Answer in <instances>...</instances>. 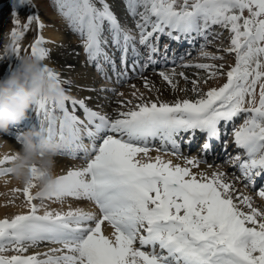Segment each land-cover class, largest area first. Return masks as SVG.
I'll return each instance as SVG.
<instances>
[{"label":"snow or ice","instance_id":"1","mask_svg":"<svg viewBox=\"0 0 264 264\" xmlns=\"http://www.w3.org/2000/svg\"><path fill=\"white\" fill-rule=\"evenodd\" d=\"M12 4L13 16L18 17L30 0H12ZM56 4L81 37L89 63L106 78L110 79L101 59L116 71L106 50L110 43L120 52L123 65L130 48L139 55L137 43L148 49L147 62L154 63L161 36L177 43L202 39L201 58L223 60L205 50L217 26L230 33L224 51L235 54V64L226 73L224 64H184L205 70L208 79L226 75L227 81L196 100L168 103L157 97L135 106L119 101V107L128 110H117L113 119L88 107L86 99L91 97L76 99L68 94L65 86L71 82L42 63L49 51L38 35L31 54L41 61L61 95L41 96L34 102L37 119L30 128L58 139L64 145L60 156L76 158L82 153L86 165L59 175L51 195L33 194L35 185L23 187L28 210L0 219V264H264V212L253 207L252 197L239 192L228 173H194L192 168L206 162L197 157H185L182 166L149 155L159 141L157 151L180 157L183 145H190L197 132L205 136L201 150L207 153L211 141L220 140L222 127L225 133L231 128L242 155L229 159L239 169L244 186L255 188L256 178L264 176V0H125L138 41L121 26L107 0H56ZM34 19L39 28L44 27L33 15L27 16L23 30L18 18L13 21L17 27L11 32L12 44L0 62L22 55L17 41ZM215 35L218 38L220 33ZM164 49L167 52L169 46ZM159 75L175 88L174 71ZM179 75L188 79L182 72ZM144 80L145 88L155 87ZM191 83L192 91H199V81ZM239 119L242 123L237 126ZM22 136L17 134L16 141ZM223 149L227 153V141ZM13 158H0V166L10 165ZM6 174H12V168L0 167V175ZM257 194L264 198V187ZM66 198L93 202L99 215L71 206L68 211L50 210L44 203L63 204ZM37 199L40 204L33 202ZM106 223L113 229L110 236L102 230ZM42 245L55 247L26 254ZM9 251L15 254L4 255Z\"/></svg>","mask_w":264,"mask_h":264},{"label":"rangeland","instance_id":"2","mask_svg":"<svg viewBox=\"0 0 264 264\" xmlns=\"http://www.w3.org/2000/svg\"><path fill=\"white\" fill-rule=\"evenodd\" d=\"M107 2L109 3L112 10L117 9L120 12L122 11L123 13H127L125 10L126 9L125 0H107ZM14 6L15 5L12 4V0H0V56H5L6 55L5 49L8 48L12 44L11 32H12L14 27H17L13 23V21L17 18L20 21V25H19L20 30H23V25L28 22L27 21L28 15L38 16L39 22L44 25L43 28H39L37 21L34 19L32 21V23L29 25L28 30L24 34V36H26V37L23 36V38L20 37L18 39L17 42L20 46L22 55L31 54V46L35 42V39L38 35L42 36L44 41H45V43L43 44V47H45L48 50H53V48L55 49V47H56V43H55V41H53V38H50L48 36V34H51L52 32L57 33V32H63V31L65 33H67V32L69 33L72 30L69 26L68 20L60 13L58 5L56 4V0H30V5L25 6L19 10L18 17L13 16V7ZM97 6L99 7V4H97ZM113 12H115V11H113ZM133 23H135V22L134 21L132 22L131 27L133 28V30H135L134 27L132 26ZM229 34H230L229 32L224 33L222 35L223 40H221V41H215L213 39L210 40V42L208 43L205 50L207 52H209L210 54L222 56L223 53L225 52L224 49H227L230 45V35ZM28 35H29V37H27ZM48 39H49V41H47ZM74 39H75V37H74ZM77 42H78V44H83L82 39L78 40ZM223 57H224L223 60H216V61L203 59V58H201L200 51H199L198 53L191 56L189 58V61H194V62L202 61L204 63L224 64L225 67L223 69V72L226 73L227 70L229 69V67L234 66V64H235V54L234 53H232V54L226 53V55H224ZM47 59L51 60V58H49V56L46 58V61H47ZM47 62L49 63V61H47ZM100 62L103 63L102 61H100ZM83 63L84 62L82 60V61L78 62V65L68 66V69L70 71V73H69L70 76H72V73H73L72 71L75 69L74 75L75 74L77 75L79 73L77 76H79L82 79V80H78L74 77V82L72 81V83H70V85L68 87H70L72 90L76 91L82 97L84 96V94L87 97H91L92 99H89V100H91V104L89 103V105H91L92 107L96 106V108H97V105H98L97 102H100V103L104 102V104H102L101 108L99 109L101 111V110L106 109L109 106V103H108L109 100L107 99L109 97L114 100V104L111 106L115 107V108H120L118 105L119 101L130 100V98L134 92L133 91L134 90L133 84L127 83V84L123 85L121 88H118V86L116 84L114 86V88L110 87L111 90H114L117 86V88L115 89V92H111L110 89H107V85H109V83H111V82L109 80L104 79V77H103V75H101V73H96V71L92 70L90 65H87L88 69H85L86 65L83 66L84 65ZM184 63L185 62L182 61V63H181L182 66H179L177 68H172V71H170V72L168 70L170 68H168V67L160 69L161 72H165L167 74H171V73H173V71H179V72H175V76L182 72V73H184V76L189 77L187 80H185V83H184L185 89H186V94H185L186 97H184V99L192 100L194 98V100H196L201 95H203L205 92H207L210 88H212V87L218 88V87L222 86L224 83H226V81H227L226 75H218L212 79H208V73L205 70H201V69L199 70L198 68H195V67H183ZM16 65H17V59H15L14 57L10 58L9 61L5 60V62L4 61L0 62V79H2L1 74L3 72H5V70L9 71V70H11L12 67H15ZM176 65H180V63L176 64ZM79 68H82V70L81 69L79 70ZM89 69H90V71H89ZM160 70L153 71V73L155 74V73L159 72ZM89 78L94 79V82L92 79H89ZM192 80H198L199 81V83L197 85L199 91H197V92L192 91V88H193V85L191 83ZM205 80H207V83H204ZM75 81H78V82H75ZM93 84H94V86H96V88H99L98 93L95 92V90H92V91L88 90V89H94ZM112 84L114 85V83H112ZM143 89L145 90L146 93H148L150 91V90L148 91V88H145V87H143ZM257 91H258V89H257ZM145 92H144V94H145ZM120 93H123V95H119ZM131 93H132V95H131ZM96 95H97L98 99L96 98ZM147 99H146V101L143 99H140L138 101L141 103L144 101L145 102L153 101L150 98H147ZM177 99H180V98H176L175 100H177ZM257 99H258V96H257ZM180 100H182V99H180ZM105 102H106V104H105ZM100 103H99V106H100ZM120 109L128 110L127 107L120 108ZM25 128L26 127H24V129ZM3 139H5V138L3 137ZM5 140H7V139H5ZM182 156H184V157H182L184 159H185V157H189V158L195 157V152L192 151L191 153H188L186 155L183 154ZM200 164H202V163H200ZM70 165H74L77 168H82L83 164L73 162V159L70 158ZM212 166L224 169L225 171L229 172V175H232V173L234 172L233 169L225 168V166L223 164L218 163V162H215L214 164H212ZM0 167H6V165L0 166ZM232 177L234 179L236 178V176H233V175H232ZM11 178H13L12 174L0 175V186L4 187L7 183L10 182ZM236 183H239V182H236ZM23 187L24 186L18 188L19 190L21 189V194H23V191H22ZM237 187H238V190L240 191V193H242L243 195H246V194H244V192H246V191H247V194L249 193V195L253 194L254 198L256 197V200L254 201L253 204L256 205L255 207L258 208V210H260V211L262 210V212H264V208H263L264 203H262V198L257 194L258 193L257 189L249 191L248 187H245L244 184L237 185ZM243 189H246V190H243ZM18 192L20 193V191H18ZM257 198L259 201H257ZM22 201H25V203H26V200L24 197L22 198ZM65 201H67L66 203H68V204H66L65 202L63 204L67 205V206H71L70 203L76 202V203H79L78 206H80L83 203L80 207L84 206L85 208H88V210L86 209V211L92 212V210L94 209L92 206L89 207V203L85 200L66 198ZM87 205H88V207H86ZM91 208H92V210H91ZM17 210H19V209H16V211ZM244 210L247 211L248 209L245 208ZM12 215H14V214H12ZM0 219H1V217H0ZM2 219H4V218H2ZM48 247H55V245H52V246L47 245V248ZM47 248H46V250H44V252L47 251ZM30 251H32V250H30ZM33 252H34V250H33ZM6 253H9L11 255L15 254L12 251H9ZM28 253H30V252H28Z\"/></svg>","mask_w":264,"mask_h":264},{"label":"bare ground","instance_id":"3","mask_svg":"<svg viewBox=\"0 0 264 264\" xmlns=\"http://www.w3.org/2000/svg\"><path fill=\"white\" fill-rule=\"evenodd\" d=\"M112 11H115V9L112 10ZM115 13H116V11H115ZM132 26L135 29V23H133ZM72 31L73 30H71L69 33L68 32L65 33L63 31V32H57V33H55V32L53 33L52 32L51 34H48V36L50 38H53V41H55L56 47H55V49L53 48V50H48L49 51V58H51V60L47 59V61H49V63H50V66H51L50 68L52 70H54V71L59 72L60 75H61V79H66V80H69L70 82H72V81L74 82V77L76 79H78V80H82L79 76H77L79 73L77 75L76 74L74 75L75 69L72 71L73 72L72 73V76H70V74H69L70 71L68 69V66L78 65V60H79V55H78L79 52H78V47H77V41L72 36ZM134 31H135V34H136L135 36L136 37H139L138 31L136 29ZM211 31H212L213 35L209 36V41L212 40V39L215 40V41H221V40H223V36L222 35L224 33H228L227 30L222 29V28H220L218 26L217 27H214ZM217 33H220V35H219L218 38H216V35H215ZM24 37H26V36H24ZM27 37H29V35ZM21 38H23V37H21ZM49 39L47 41H49ZM109 41H111V40H109ZM114 51L115 52H119V51L116 50V48H115ZM193 52H195V51H193ZM226 53L227 52H224L222 56L226 55ZM129 55H130V53H129ZM82 57L85 60V63L86 64L89 63L88 58H87V54L85 53V51L83 52ZM143 57L144 56H142V58ZM145 59L147 60V58H145ZM115 60H118V56L116 57ZM179 63H181V60H178L175 63L168 62L167 65L168 66H174V65L179 64ZM195 63H204V62H202V61H196V62H194V61H185L184 64H195ZM80 69L82 70V68H79V70ZM174 72H179V71H174ZM116 74L117 75H120L118 71H116ZM126 74L128 75V81L131 84H133V86H135L133 91L136 93V95L133 96L132 93H131V95H132L131 98L132 99L130 98V100H128V101H131L132 102V106H135L136 104L141 103V102L138 101V100H140L141 94H143V98L142 99L145 100V101H146L147 98H150L151 100L155 101L157 99V97H158L160 101H162V102H168V103L174 102V100L176 98L184 99V97H186L185 96L186 89H185V84H184L185 83V79L183 77H181L179 74L176 75V76L174 75L172 77L173 84L175 85V88L169 86L167 84V82L164 81L159 74H157V73H155V74L154 73H144L138 67V65H135V64L130 63V62H128V64H127ZM108 77H110V79H112L113 78V75H109ZM145 77L147 78V80H148V82L150 84L155 85V87L152 90H150L151 92L148 89V91H149L148 93H146L145 90L143 89L144 83H145V80H144ZM187 78H189V77H187ZM89 79H92V78H89ZM92 80L94 82V79H92ZM75 82H78V81H75ZM119 83L120 82H118L117 84H119ZM114 86L115 85H113V84H109V85H107V88H109V89H110V87L111 88H114ZM94 90H95V92L98 93V88L94 87ZM144 92H145V94H144ZM68 94H70V93H68ZM83 97L86 98L87 96H85V94H84ZM108 100H109L108 101L109 106L106 109L101 110V111L100 110H96V111H98V112H100L102 114H108L113 119L116 118V111L117 110H119V111H126L125 109H120V108L112 107L111 105L114 104V100L111 99L110 97L108 98ZM192 100H194V98ZM86 103H87V105H89V103L91 104V100L86 99ZM105 104H106V102H105ZM93 107L96 108V106H93ZM78 113H80V112L78 111ZM34 116H35V113H34ZM41 119H42V117H41ZM37 131H39V130H37ZM14 135H15V133H10V131H9L8 134H5L4 135L5 137H7L9 139L8 142L11 145V149L8 150L9 151V154H11V151L12 150H18L20 148V144L16 141V136H14ZM82 155H81V157H82ZM149 155L151 157H153V158L155 156H157V155H160L165 160H169V159L172 160L173 161V164L179 163L182 166H184V158H182V157H176V156H173V155H171L169 153H161L159 151H150ZM197 158L198 159H200V158L201 159H205L204 156H200L199 154H198ZM56 159H57V173L59 174L64 169V167L67 166L69 160L66 157L60 156V155H58ZM212 161H214V159H212V156L211 157H208L206 159V162H207L206 165L199 164L198 167L192 168V171L194 173H197V174H199L201 172H204V173H207L209 175L213 171H223V172H226V173L229 174V172H227L224 169H221L219 167H214V166L209 167V165H212L211 164ZM228 179L229 180H233L234 183H235V187L238 189L237 185H240V184L239 183H236V180L232 177V175H229L228 176ZM22 186H24V185L19 184L18 182H16L14 178H11L10 179V182L7 183L4 187L0 186V217H1V219L2 218H9V219H11L14 215L20 214V213H23V212H26L28 210L27 207H26L25 201H22V198L24 197V194H21V189H20V193L18 191H16V189H18V188H20ZM243 190H246V189H243ZM249 191H250V189H249ZM31 192L33 194H35V189H31ZM244 194H246V196L252 197V204H253L254 201L256 200V197L254 198L253 194L252 195H249V193L247 194V191L244 192ZM257 201H259L258 198H257ZM33 202L34 203H37V204H40L41 203V201L39 199L34 200ZM66 202L67 201H65V203ZM44 203L46 204L47 208L50 209V210H57V211H68L69 210V206L64 205V204L54 203L52 201H47V200H45ZM262 203H264V199L262 200ZM66 204H68V203H66ZM70 204H71L72 208H76V207H80L83 203L80 206H78L79 203H76V202H73V203H70ZM255 206L256 205L253 204V207L254 208H256ZM86 207H88V205ZM80 208H83L85 211H86V209L88 210V208H85L84 206H82ZM16 209H19V210L16 211ZM93 210H92V212H94ZM43 211H44V209H41L40 214H43ZM12 214H14V215H12ZM102 230L104 231V233L106 235H109V236L111 235V233L113 231V229L111 227L107 226V224H105L104 226H102ZM44 248H45V246L42 245L40 247L33 248V250H34V252H43L44 251ZM45 250H46V248H45Z\"/></svg>","mask_w":264,"mask_h":264},{"label":"clouds","instance_id":"4","mask_svg":"<svg viewBox=\"0 0 264 264\" xmlns=\"http://www.w3.org/2000/svg\"><path fill=\"white\" fill-rule=\"evenodd\" d=\"M56 82L42 70L41 61L32 54L21 55L17 65L0 79V158L12 155V177L24 186L35 185V193L51 195L56 189L57 156L64 145L51 140L37 130H29L18 141L20 148L12 150L3 136L28 118L33 104L41 96L58 98Z\"/></svg>","mask_w":264,"mask_h":264}]
</instances>
